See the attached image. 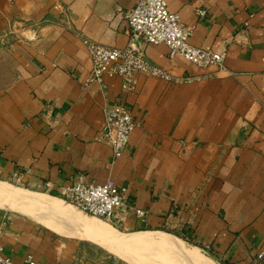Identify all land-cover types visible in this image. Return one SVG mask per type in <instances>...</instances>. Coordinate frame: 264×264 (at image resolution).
Listing matches in <instances>:
<instances>
[{"label": "crops", "instance_id": "1", "mask_svg": "<svg viewBox=\"0 0 264 264\" xmlns=\"http://www.w3.org/2000/svg\"><path fill=\"white\" fill-rule=\"evenodd\" d=\"M166 1L194 26L193 45L226 51V69L131 40L123 11L139 0H0L10 29L0 36L15 66L0 91V180L58 197L78 181L112 179L148 210L145 223L125 218L126 233H174L224 264H248L264 250V0ZM84 37L133 42L153 64L190 79L140 74L131 91L120 77L87 86ZM116 103L141 122L118 159L101 135ZM83 240L0 206V246L17 264H29L28 255L36 264H125Z\"/></svg>", "mask_w": 264, "mask_h": 264}, {"label": "built area", "instance_id": "2", "mask_svg": "<svg viewBox=\"0 0 264 264\" xmlns=\"http://www.w3.org/2000/svg\"><path fill=\"white\" fill-rule=\"evenodd\" d=\"M197 14L206 15L205 9H198ZM123 15L128 24L131 40L141 38L144 45L166 44L170 55H182L199 67L215 66L226 69V51L207 50L193 45L189 39L194 33V26L185 24L178 13L172 11L166 0H139L135 7L127 8ZM92 68L86 85H103L107 77H120L124 91L135 88L136 78L140 74L174 82H183L190 77H179L165 68L153 64L147 57L146 50L138 49L132 42L126 47L107 45L84 37ZM141 122L133 111L123 103H116L105 111L101 135L111 147L113 158L121 157L129 146L131 136ZM61 198L69 201L89 215L106 219L112 225L120 227L128 215L141 223L147 222L148 210L137 207L128 197V187L118 185L112 179L105 183L78 181L60 190ZM209 246L204 250L209 251ZM26 262L36 264L32 255ZM0 264H17L3 254L0 246ZM248 264H264V250Z\"/></svg>", "mask_w": 264, "mask_h": 264}, {"label": "bare ground", "instance_id": "3", "mask_svg": "<svg viewBox=\"0 0 264 264\" xmlns=\"http://www.w3.org/2000/svg\"><path fill=\"white\" fill-rule=\"evenodd\" d=\"M0 206L9 210H20L31 217H35L60 234H75L85 239H94L110 252L127 259L132 264H156V262L152 263L150 260L145 259L146 261H142L136 258L133 253L138 249H150L152 254L153 251H162L165 256L166 253H170V255L174 253V256L176 253L185 262L191 264H213L210 257L205 258L199 253L198 247L187 248L182 239L168 233L122 232L112 225L105 224L102 218L98 217L97 219L95 218L97 216H89L81 212L73 204L67 203L59 196L21 188L2 180H0ZM142 252L144 251L142 250ZM158 252L156 258L159 257V255L157 256ZM137 256H139V253ZM146 257L148 256L145 255ZM149 258H151V255ZM161 261L163 262V259Z\"/></svg>", "mask_w": 264, "mask_h": 264}, {"label": "rangeland", "instance_id": "4", "mask_svg": "<svg viewBox=\"0 0 264 264\" xmlns=\"http://www.w3.org/2000/svg\"><path fill=\"white\" fill-rule=\"evenodd\" d=\"M11 24V23H10ZM4 26V27H3ZM10 29H9V23H5V18H1L0 17V31H9ZM9 44H10V40L8 39V36H0V91L1 90H3V89H5V88H7V87H9L13 82H14V79H15V66H14V62H13V57H12V54H11V49H10V47H9ZM2 181H5V180H2ZM6 182H8V181H6ZM9 183H11V184H14V185H16V186H18V187H21V188H25V189H29V190H33V191H38V192H41V191H39V190H37V189H33V188H30V187H28V186H24V185H20V184H17V183H15V182H11V181H9ZM67 203H69V204H73V203H71V202H69V201H66ZM73 206H75L74 204H73ZM76 208H78L77 206H75ZM12 210V209H11ZM78 210H81V209H79L78 208ZM13 211H15V210H13ZM17 212H20V213H23V214H26V213H24V212H22V211H20V210H16ZM81 212H83V213H85L84 211H82L81 210ZM87 214V213H86ZM27 215V214H26ZM89 215V214H88ZM29 216V215H28ZM89 216H92V215H89ZM32 218H34V219H36L35 217H32ZM95 218H97L98 219V217H95ZM99 218H101V217H99ZM103 220H104V222H105V224H107V225H112L110 222H108L106 219H104V218H102ZM37 220V219H36ZM37 221H39V220H37ZM39 222H41V223H43L42 221H39ZM44 224V223H43ZM112 226H114V227H116L118 230H120V231H124V232H127L126 230H124L123 228H120V227H117V226H115V225H112ZM168 232V231H167ZM169 233V232H168ZM171 233V232H170ZM77 236V237H81V236H79V235H75V234H71V235H67V236ZM172 235H174V233H172ZM176 236V235H175ZM82 238V237H81ZM83 239V238H82ZM181 239H182V237H181ZM83 241H85L86 243H88V244H90V245H92V249L94 250V251H108V253H112V252H110L109 250H107L104 246H102L99 242H97L96 240H94V239H90L89 241L88 240H83ZM178 246H179V244H178ZM185 246L187 247V248H191V247H194V246H196L195 244H192L191 242H185ZM198 247V246H197ZM199 248V253L203 256V257H205V258H209L210 257V259L212 260L211 262H213V264H224L223 263V261H221V260H219L217 257H215V255H213L212 253H210V252H208V251H206V250H204L202 247H198ZM142 250L144 251V252H142ZM150 250V249H149ZM148 249H146V250H144V249H141V250H135V252L134 251H132V252H134L133 253V255L136 257V258H138V259H140V260H144V261H148V260H150V262H156V264H181V262H182V264L184 263V264H191V263H187V262H185L180 256H178L176 253H175V256H174V253H172L171 255H170V253L168 254V253H166V256H165V253H162V251H157L158 252V254H157V256L159 255V257H165V258H159V257H155L156 256V251H153V254L152 253H150V252H152L151 250L149 251ZM141 251V252H140ZM147 251V252H146ZM149 251V252H148ZM139 253V256H137L138 255V253ZM156 252V253H155ZM135 253H136V255H135ZM145 253H148V254H150L151 255V258H149L150 257V255H147V254H145ZM113 255H115V257H117V259H121V261H123L125 264H132V263H130L127 259H124V258H121L120 256H118V255H116V254H114V253H112ZM155 254V255H154ZM144 256V258H143V256ZM145 255L146 256H148V257H146L145 258ZM168 255V256H167ZM140 256H142V257H140ZM167 257H169V259H167ZM179 258V259H177V258ZM146 259V260H145ZM163 259V262L161 261V260ZM172 259V260H171ZM155 260V261H154ZM176 260V261H175Z\"/></svg>", "mask_w": 264, "mask_h": 264}, {"label": "trees", "instance_id": "5", "mask_svg": "<svg viewBox=\"0 0 264 264\" xmlns=\"http://www.w3.org/2000/svg\"><path fill=\"white\" fill-rule=\"evenodd\" d=\"M178 235L180 236V234L178 233Z\"/></svg>", "mask_w": 264, "mask_h": 264}]
</instances>
